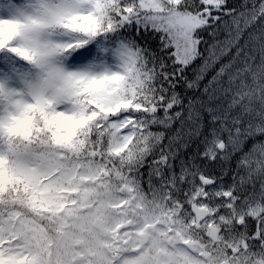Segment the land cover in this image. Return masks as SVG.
I'll use <instances>...</instances> for the list:
<instances>
[{"label": "snow or ice", "instance_id": "1", "mask_svg": "<svg viewBox=\"0 0 264 264\" xmlns=\"http://www.w3.org/2000/svg\"><path fill=\"white\" fill-rule=\"evenodd\" d=\"M0 264H264V0H0Z\"/></svg>", "mask_w": 264, "mask_h": 264}]
</instances>
